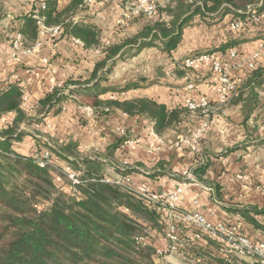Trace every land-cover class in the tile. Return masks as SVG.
Segmentation results:
<instances>
[{
  "label": "crops",
  "instance_id": "obj_1",
  "mask_svg": "<svg viewBox=\"0 0 264 264\" xmlns=\"http://www.w3.org/2000/svg\"><path fill=\"white\" fill-rule=\"evenodd\" d=\"M43 1L0 0V84L18 81L24 91L23 107L34 106L47 92L69 79L88 80L96 62L102 57V49L121 45L141 26L138 21H131V17L119 23L125 13L126 0H98L86 10L77 9L70 18L72 22H80L99 31L98 48L85 49L81 42L77 44L62 33L54 36L49 32H39L34 43H39V46L31 47V51L22 48L15 52L10 36L21 27L20 19L33 9L37 10ZM72 1L61 7L62 0H57L56 9L62 11ZM152 1L160 6L170 3V0ZM246 8L247 5L245 9L238 7L235 13L254 11L248 8L245 13ZM234 18L232 13H225L222 8L207 16L193 15L183 27L178 45L170 53L161 49L159 41L138 52L124 49L125 54L115 57L107 80L101 83L105 90L101 98L122 89L120 101L151 99L168 109L185 105L187 99L206 97L210 116L196 152H192L184 141L201 127L205 116L186 118L175 129L164 132L160 137L164 145L152 153L146 142L150 131L154 132L149 119L129 116L118 109L92 119L72 100L60 101L43 121L26 126L27 135L14 144V149L25 156L33 155L44 149L36 145V138L40 137L59 144L72 142L84 157L102 162L113 159L121 168L137 166L138 171L130 173L129 178L133 183H144L156 192H171L183 184L182 198L176 204L178 210L199 212L211 223L237 226L247 237L264 241V214L250 213L259 225L256 226L235 211L247 207L264 210V135H261L264 86H244L247 76L239 73L236 94L230 96L227 103L219 104L209 72H175L176 63L188 56L230 48L237 49L242 55L258 54L257 65L264 67V21L259 25L248 22L243 30L235 32L230 28ZM193 80L196 83L193 89L188 90L187 83ZM134 82L141 83L139 87L127 88ZM90 86L92 83L87 87ZM10 117L12 121L14 114L0 119V123H8ZM129 138L139 143L122 147ZM119 141L121 145L109 156L111 147ZM203 162L207 163L201 176L205 182H200L192 170ZM54 163L57 172L64 174L62 169L68 163L57 156H54ZM159 164H162L164 174L148 177L159 172ZM109 171H113L112 168H107L105 174L108 175ZM188 172L192 178L185 177ZM115 176L120 177L116 173ZM56 181L59 185L64 183L59 178ZM217 185L220 198L214 193ZM152 243L158 251L167 248V242L160 234ZM215 243L208 239L200 240L198 245L214 253Z\"/></svg>",
  "mask_w": 264,
  "mask_h": 264
},
{
  "label": "trees",
  "instance_id": "obj_2",
  "mask_svg": "<svg viewBox=\"0 0 264 264\" xmlns=\"http://www.w3.org/2000/svg\"><path fill=\"white\" fill-rule=\"evenodd\" d=\"M56 1L44 0V10L40 7L33 9L20 19L21 27L15 33L22 36L21 47L31 49L38 38L39 27L32 18L36 12L44 17L45 28L59 27L63 36L79 40L83 48H98L99 31L70 20L77 9L88 8L83 5L84 0H73L62 11L56 9ZM155 5L154 14L150 17L144 14L131 16V21L141 23L138 32L121 45L104 47L102 57L96 62L88 80L69 79L47 92L32 107H19L24 105V91L18 81L0 84V119L14 114L9 127L0 130V136L5 137L0 139V264H161L156 260L158 249L152 241L157 234L166 240L167 219L164 221L158 206L132 195L131 191H122L126 188L121 185L103 182L107 168L125 178L138 171L137 166L121 168L113 159L102 162L84 157L74 143L59 144L47 138L46 141L36 138L37 147H44L50 154L51 162L45 167L35 162L34 155L25 156L14 149V144L27 135L26 126L43 121L57 103L71 98L77 106L91 107L95 114L92 119L108 114L111 109H118L129 116L145 117L153 123V130L159 137L167 130L175 129L186 118L205 116L201 111L191 114L184 105L168 109L151 99L120 101L101 98L105 93L101 83L107 80L115 57L125 54L124 49L138 52L159 41L161 49L170 53L178 45L182 29L193 15L207 16L222 8L225 13H232L239 19L234 18L233 21H241L244 27L248 22L259 25L264 18L254 22L249 14L235 13V9L252 5L259 15L264 4H259V0H170L165 6ZM184 60L176 63L177 74L193 72L184 68ZM244 75L247 76L244 86H264V67L257 65L255 70ZM141 82L131 83L127 88L139 87ZM90 83L92 86L87 87ZM191 83L196 82L193 80ZM82 94L85 97L78 101L75 97ZM18 107L19 110L14 111ZM82 118L85 119L83 115ZM20 123H24L23 128L19 127ZM120 145L119 141L111 147L109 156ZM54 156L68 163L76 172L79 184L72 185L65 174L61 173L62 176L57 172ZM206 165L203 162L192 170L200 182L204 181L201 176ZM157 168L159 172L148 177L164 174L162 164ZM64 176L67 184L59 185L57 178ZM37 179L40 185L36 184ZM149 190L155 191L150 187ZM214 193L220 198L218 185ZM235 211L256 226L259 225L250 213L264 214V210L255 207ZM178 231L176 254L182 257L181 264H249L222 253L217 243L214 253L203 249L198 242L208 239L195 240V232L191 228L180 225ZM139 239L144 241L139 242Z\"/></svg>",
  "mask_w": 264,
  "mask_h": 264
},
{
  "label": "built area",
  "instance_id": "obj_3",
  "mask_svg": "<svg viewBox=\"0 0 264 264\" xmlns=\"http://www.w3.org/2000/svg\"><path fill=\"white\" fill-rule=\"evenodd\" d=\"M97 1L98 0H84L83 5L88 7ZM258 6L260 7V5ZM125 8L123 18L119 20L120 24L133 15L144 14L148 17L152 16L156 9V5L152 0H126ZM40 9L44 10L45 5L44 7L40 6ZM248 14L252 17L254 22H259L260 19L264 18V10L259 15H256V11L252 10ZM32 18L36 21L40 33L49 32L54 36L61 34V29L59 27L45 28L43 25L44 17L42 15L34 13ZM243 27L244 25L241 21H233L230 24L231 30L235 32L243 30ZM21 39L22 36L20 33H14L10 36V44L15 52L22 49ZM73 41L80 44V41L77 39H73ZM33 46L32 47L35 48L39 46V43H36ZM25 51H31V49ZM258 61V54L242 55L237 49L230 48L225 51L202 52L188 56L185 58L183 66L196 73L203 71L209 72L213 78V84L217 94V102L219 104H225L229 97L236 94L238 90L240 81L238 77L239 73L240 75H244L245 72L255 70ZM58 86H60V84ZM193 87V83H187L186 88L188 90L193 89ZM109 98L114 99V96L111 95ZM184 106L191 114L201 111L205 115L201 127L192 133L189 140L184 141L192 152H196L209 120V101L206 97H200L198 100L187 99ZM78 109L89 117L95 115L91 107L79 106ZM106 111L108 112V110ZM149 138L146 142L149 151L152 153L159 151L165 143L163 139L156 136L153 131H150ZM138 143V140H127L122 147L132 146ZM33 155L35 162L40 167H45L51 162L50 154L47 149L36 152ZM62 171L67 175L72 185L79 184L76 172L72 170L69 165H65ZM184 175L185 177L192 178L190 172L185 173ZM118 179L120 180L119 182L110 179L109 177H105L103 182L121 185L122 187L129 189V191L134 192L145 202L155 204L158 206V210L162 212L163 218L167 219L166 240L169 244L167 245L166 250L157 251L158 255L163 252H168V254H175L177 252L178 248L176 242L178 240L179 226L184 225L185 227L194 230L195 233L193 238L195 240H200L203 237H206L216 242L222 253L230 254L231 256L247 261L250 264H264V256H262L258 250L261 247H264V241L247 237L239 231L237 226L227 225L223 222L211 223L199 212L183 213L178 210L176 204L182 198L184 192L183 184L179 185V187L171 192H155L150 191L149 187L144 183L137 185L134 184L129 177H119ZM262 186H264V178ZM142 241L144 240L139 239V242Z\"/></svg>",
  "mask_w": 264,
  "mask_h": 264
},
{
  "label": "rangeland",
  "instance_id": "obj_4",
  "mask_svg": "<svg viewBox=\"0 0 264 264\" xmlns=\"http://www.w3.org/2000/svg\"><path fill=\"white\" fill-rule=\"evenodd\" d=\"M120 93H122L121 92V90H118V91H115V93L113 92V94H108V96H107V98H109L111 95L112 96H114V99H120L121 97H122V95L120 94ZM68 94V93H67ZM69 95V94H68ZM85 97V95H79V96H76L75 98L78 100V101H80L81 99H83ZM109 99H111V98H109ZM68 100H72V98L71 99H68ZM73 101V100H72ZM79 106H86V105H79ZM78 106V107H79ZM37 134V133H36ZM38 135V134H37ZM39 139H44L45 141H46V138H39ZM129 140H131L130 138H129ZM123 143V142H122ZM130 147V146H129ZM68 165V164H67ZM132 168H134V167H132ZM72 169V168H71ZM73 170V169H72ZM64 173V172H63ZM60 175H62L61 173H59ZM65 174V173H64ZM58 175V174H57ZM66 175V174H65ZM109 175V176H108ZM108 175H107V177H109L110 179H113V180H115V181H117V182H119L120 180L118 179V177H116L115 176V171H109L108 172ZM63 176V175H62ZM67 176V175H66ZM129 177V176H128ZM68 178V177H67ZM66 179V177L64 176L62 179H61V181H63L64 183L63 184H67L66 182H67V179ZM131 182H132V180H131ZM135 184V183H134ZM137 185V184H136ZM164 219V221H166V219L165 218H163ZM162 219V220H163ZM165 224V223H164ZM233 258H236V257H233ZM156 260L158 261V262H160L161 264H163V262H169V263H177V264H181V262L183 261V259H182V257L180 256V257H178V255L175 253H172V254H168V252H163V253H161L160 255H158L157 257H156ZM236 260L237 261H243V260H241V259H238V258H236ZM246 262V261H245ZM247 263H249V262H247ZM250 264V263H249Z\"/></svg>",
  "mask_w": 264,
  "mask_h": 264
},
{
  "label": "clouds",
  "instance_id": "obj_5",
  "mask_svg": "<svg viewBox=\"0 0 264 264\" xmlns=\"http://www.w3.org/2000/svg\"><path fill=\"white\" fill-rule=\"evenodd\" d=\"M68 2H69V0H62L61 7H63L64 4H65V3H68ZM259 4H264V0H259ZM40 6H41V7H44V4L41 3ZM257 6H258V5H257ZM252 7H253L252 5H249V9H250V10L252 9ZM101 71H103V69H102ZM102 86H104V85L102 84ZM17 103H18V105H19V101H17ZM22 106H23V105H19V107H22ZM19 107L16 108V109H14V111H18V110H19ZM253 115H255V113H254ZM10 123H11V117L9 118V122H8V123H0V130L9 127ZM251 123H252V122L249 121V124H251ZM19 127H20V128H23V127H24V123H20ZM261 135H264V127L261 128ZM0 139H5V137L0 136ZM101 159H103V157H101ZM36 184H37V185H40V180H39V179H37ZM121 190L124 191V192H128V191H129V189H121ZM29 191H31V189H29ZM131 194H132V195H135L134 192L131 193ZM258 250L260 251L261 255L264 256V247H261V248L258 249Z\"/></svg>",
  "mask_w": 264,
  "mask_h": 264
}]
</instances>
